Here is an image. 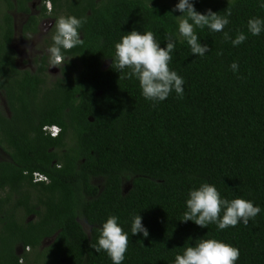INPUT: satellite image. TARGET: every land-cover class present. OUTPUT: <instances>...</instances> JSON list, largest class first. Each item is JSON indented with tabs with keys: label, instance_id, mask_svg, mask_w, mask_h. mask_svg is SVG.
<instances>
[{
	"label": "trees",
	"instance_id": "1",
	"mask_svg": "<svg viewBox=\"0 0 264 264\" xmlns=\"http://www.w3.org/2000/svg\"><path fill=\"white\" fill-rule=\"evenodd\" d=\"M51 1L55 11L86 19L84 43L62 50L55 79L45 76L46 56L37 72L20 73L1 55V87L13 114L0 112L7 154L0 160V264H112L90 246L110 215L129 235L122 264H174L200 238L238 248L235 264H264V31L247 29L250 18L264 20V0H190L201 14L231 12L221 32L196 28L209 48L203 56L177 35L179 0ZM132 30L153 32L160 47L166 34L174 36L169 68L184 80L183 98L173 90L154 106L135 78L119 79L129 69L112 65L114 44ZM240 32L247 39L233 46ZM9 40L10 32L4 44ZM45 125L58 126V135ZM201 183L261 211L247 226L224 230L181 222L188 191ZM137 214L147 238L131 235Z\"/></svg>",
	"mask_w": 264,
	"mask_h": 264
},
{
	"label": "clouds",
	"instance_id": "2",
	"mask_svg": "<svg viewBox=\"0 0 264 264\" xmlns=\"http://www.w3.org/2000/svg\"><path fill=\"white\" fill-rule=\"evenodd\" d=\"M264 8V3L260 5ZM174 11L182 15L176 16L177 35L190 46L193 55L203 56L209 51L208 46L201 45L196 34V28L207 27L213 32H221L229 24L228 11L221 16L210 9L205 14L197 12L190 0H179ZM86 23L85 18L72 15L58 16L54 21V31L51 35L52 44L48 47L49 66L60 67L64 64L65 56L62 50L68 51L84 43L80 36V29ZM247 29L253 36L264 31V20L250 18ZM225 39H231L225 33ZM247 39L243 32L231 39L233 46H238ZM166 47H160L155 35L151 31L138 32L132 30L120 37L114 44V57L112 65L123 73L128 79L138 81L142 96L155 103L166 100L174 90L178 98H183L184 80L175 71L169 68L172 60L171 53L175 50V39L172 34H166ZM222 55V52H218ZM70 59V58H69ZM235 73L239 65L233 62L230 65ZM57 128L55 135H51L48 128ZM43 131L56 136L59 128L56 125H45ZM186 211L181 222L192 221L201 228L215 224L219 230L236 227L242 222L247 226L250 219H254L261 211L252 201L243 198L224 199L214 185L201 183L198 188L190 189L187 193ZM96 244L90 245L96 253L104 251L112 264H122L127 252L129 235L118 223V218L110 215L98 228ZM142 233L148 237V230L142 224L141 216L134 215L131 221V235ZM239 249L215 238H200L194 246L183 248L182 254L175 255L174 264H235L239 259Z\"/></svg>",
	"mask_w": 264,
	"mask_h": 264
},
{
	"label": "flooded vegetation",
	"instance_id": "3",
	"mask_svg": "<svg viewBox=\"0 0 264 264\" xmlns=\"http://www.w3.org/2000/svg\"><path fill=\"white\" fill-rule=\"evenodd\" d=\"M19 1L0 0V112L7 118L11 117L13 112L7 106V100L1 87L5 78L1 74V55L3 53H7L12 62V64L4 63V66L19 70L20 73L37 72V62L46 56L45 61L48 63L45 70L46 78L55 79L61 76V70L58 67L49 66L47 49L52 44L51 35L54 31V21L63 13L58 8L56 11L54 10L51 0ZM9 32V43L4 44ZM8 77L10 80L15 78V72H8ZM6 157L7 154L0 145V160ZM46 241L47 239H44L41 244L47 245ZM16 251L23 254L20 245L16 247ZM30 252L31 249L26 247L25 253L28 257ZM20 261L24 262L23 259Z\"/></svg>",
	"mask_w": 264,
	"mask_h": 264
},
{
	"label": "built area",
	"instance_id": "4",
	"mask_svg": "<svg viewBox=\"0 0 264 264\" xmlns=\"http://www.w3.org/2000/svg\"><path fill=\"white\" fill-rule=\"evenodd\" d=\"M48 130L50 131L51 135H55L58 131L57 128H53V127L48 128ZM34 178H35V180L45 179L44 176H42L41 174H37V173L34 174Z\"/></svg>",
	"mask_w": 264,
	"mask_h": 264
},
{
	"label": "rangeland",
	"instance_id": "5",
	"mask_svg": "<svg viewBox=\"0 0 264 264\" xmlns=\"http://www.w3.org/2000/svg\"><path fill=\"white\" fill-rule=\"evenodd\" d=\"M82 225L84 226V228L86 229V224L85 223H82ZM47 244L50 243L49 239L46 241ZM46 244V243H45Z\"/></svg>",
	"mask_w": 264,
	"mask_h": 264
}]
</instances>
